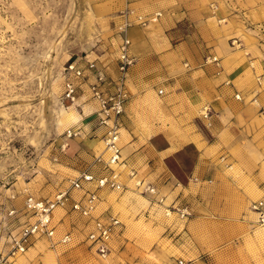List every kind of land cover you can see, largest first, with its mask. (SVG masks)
<instances>
[{"label": "crops", "instance_id": "crops-1", "mask_svg": "<svg viewBox=\"0 0 264 264\" xmlns=\"http://www.w3.org/2000/svg\"><path fill=\"white\" fill-rule=\"evenodd\" d=\"M210 2L92 0L93 10H102L101 15H105V31L101 38H106V42L99 46L100 50L99 47L95 49L94 58L88 60H95L98 68L114 80L118 76L116 48L123 35L130 39V54L135 58L125 80L128 99L121 116L122 162L117 165L118 170L116 167L113 170L118 173L119 180L126 178L125 169H129L128 176L135 181L143 180L136 176L142 175L166 194L169 203L179 196L176 202L180 203V199L186 197L190 204H185L190 205L194 216L213 214L227 200L226 195L211 197L208 193L209 189H214L216 180L221 181L219 186L223 185L228 192L249 189L250 195H243L236 208L264 201V91L258 94L261 109L251 101L259 88L255 81L258 72L250 66L247 57L225 45L222 35H212V31L220 27L212 29ZM134 10L144 19L149 20L154 15L160 17H156L157 23L151 21L143 25L138 16L135 20ZM220 10L218 17L222 18L226 13L223 8ZM121 25H126L125 32L116 34ZM211 55L220 56L218 65L206 62ZM160 89L163 90L161 94ZM81 109L83 114L76 127L80 128V134L66 138L69 160L65 161L66 167L62 166L66 169L63 172L70 176L83 172L95 177L109 176L112 168H106L104 163L108 156L102 138L105 128L98 125L95 116L98 104L90 100L87 114L84 106ZM205 109L207 117L203 116ZM98 157H101L99 163L96 162ZM223 174L235 180L229 176L223 179ZM109 191V188L97 190L102 210L96 209L95 215H115L121 226L114 231L106 256L110 255L114 240L119 243L118 239L129 234L135 213L128 200L117 201V193ZM125 195L118 194V197L122 199ZM122 203L126 208L122 209ZM252 212L250 215L256 216ZM63 215L59 211L56 216L61 219ZM79 216L85 219L83 226L87 235L92 222ZM66 219L70 221V215ZM69 233L73 240V234ZM64 234L57 230L52 238H33L24 253L9 258V263L5 264H67L74 255V248L69 243L58 242ZM86 235L80 245L79 236H75L76 248H91L102 258L96 247L86 240ZM9 248L8 233L1 231L0 254L5 256ZM93 258L98 262L97 257ZM71 262L80 264L79 260Z\"/></svg>", "mask_w": 264, "mask_h": 264}, {"label": "rangeland", "instance_id": "rangeland-1", "mask_svg": "<svg viewBox=\"0 0 264 264\" xmlns=\"http://www.w3.org/2000/svg\"><path fill=\"white\" fill-rule=\"evenodd\" d=\"M93 6L92 0H0V233L7 232L6 213L12 207L21 209L26 193L39 199L51 198L68 188L70 179L79 176L63 172L66 169L62 166L66 167L65 161L69 160V144L64 148L62 145L68 143L66 130L79 124L81 106L86 114L90 111V99L84 88L79 93L82 99L75 103L64 100V68L75 60L85 65L86 60L94 58L95 49L106 42L101 38L105 15H101L102 10H93ZM209 7L212 29L219 26L217 30H221L212 31V35H222L225 45L247 57L258 72L255 81L259 88L251 101L263 109L258 94L264 91V0H211ZM221 8L226 15L219 18ZM153 17L160 16L145 18L147 24ZM119 27L116 34L120 33ZM119 143L121 146V139ZM125 173L126 178L120 177L123 189L109 192L117 193V201L128 200L135 213L129 234L118 239L119 243L114 240L109 256L100 258L91 248H76L84 242L85 219L73 214L69 206L54 211L56 234L57 230L73 234L69 246L74 248V255L67 264L78 260L80 264H175L178 259L186 264H264V226L250 215V203L243 209L235 207L243 195H250L248 188L228 192L216 180L208 193L211 197L226 195L227 200L221 203V209L217 203L213 214L194 216L186 197L180 203L176 202L180 196L169 203L156 184L137 174L138 180L143 179L142 186L158 188L163 202H157L143 192L142 186L135 185V179L128 176L129 169ZM224 176L235 180L231 175H221L223 179ZM94 187L89 183L84 188ZM82 193L70 190L74 197ZM124 193V198L119 199L118 194ZM175 206L188 207L190 215L181 218ZM59 211L64 214L61 219L56 216ZM69 215L70 221L66 219ZM14 219L15 226L29 218L19 212Z\"/></svg>", "mask_w": 264, "mask_h": 264}, {"label": "built area", "instance_id": "built-area-1", "mask_svg": "<svg viewBox=\"0 0 264 264\" xmlns=\"http://www.w3.org/2000/svg\"><path fill=\"white\" fill-rule=\"evenodd\" d=\"M138 20L143 25L146 23L142 16H138ZM155 20L156 18L152 19V21ZM125 30L126 25L119 27L120 33L125 32ZM130 45V39L123 35L118 45L117 53L118 76L114 80H111L107 74L98 68L95 60H86L85 65H82L79 60H75L68 63L64 68L67 74L64 81V100L71 103L77 102L79 93L85 88L89 99L98 104V111L95 116L98 125L105 128L102 138L106 150L109 151V156L104 163L106 168H112L111 174L109 176L95 177L90 172H83L69 180L68 188L59 190L51 198L39 199L29 192L26 193L22 208L15 209L12 207L6 213L8 225H5V229H7L10 240V248L5 256L0 254V264L9 263V258L24 253L32 244L33 238L41 236L52 238L56 231L53 220L54 211L64 209L67 206L70 207L71 211L88 218L92 222L91 229L86 235V240L90 245L96 247L102 257L107 255L109 242L114 231L121 226V221L117 216L111 214L106 217L95 215L99 202L97 190L101 188L123 189L118 173L113 168L122 162L119 142L122 127L121 116L124 113L128 99L125 80L128 68L135 61V58L130 54ZM85 58L87 59V56ZM206 62L218 65L219 59L216 56H208ZM91 76L92 80H90ZM158 92L161 94L163 90L160 89ZM235 96L239 97L238 95ZM207 113L208 110L205 109L203 116L207 117ZM80 132V128H68L65 135L69 139L76 137ZM65 145L63 144L62 148ZM96 162H101V157H98ZM89 183H93L95 187L93 189L86 188L85 190V184ZM135 185L138 187L142 186V181H136ZM142 188L143 192L156 199L157 202H163V196L159 194L157 187L147 184L142 186ZM70 190L83 191V193L78 197H74L70 194ZM24 192H26L25 189ZM11 197L15 198L13 195ZM174 209L181 218L190 215L188 207L177 208L175 206ZM251 210L256 213V222L263 226L264 201H254L251 204ZM19 212L25 214L29 219L13 226V223L16 222L14 218L17 217ZM71 241L72 235L67 232L58 242L67 244ZM175 264H186V262L183 259H178Z\"/></svg>", "mask_w": 264, "mask_h": 264}, {"label": "bare ground", "instance_id": "bare-ground-1", "mask_svg": "<svg viewBox=\"0 0 264 264\" xmlns=\"http://www.w3.org/2000/svg\"><path fill=\"white\" fill-rule=\"evenodd\" d=\"M204 112V111H203ZM105 144V143H104ZM66 146H68V143L66 144ZM106 149V148H105ZM107 151V150H106ZM107 153H108V156H109V151H107ZM107 156V157H108ZM250 212H251V214L253 215V212H252V210H249ZM264 226V225H263Z\"/></svg>", "mask_w": 264, "mask_h": 264}]
</instances>
